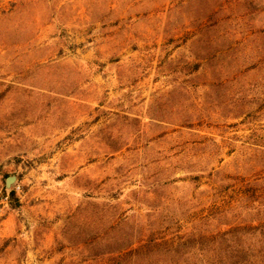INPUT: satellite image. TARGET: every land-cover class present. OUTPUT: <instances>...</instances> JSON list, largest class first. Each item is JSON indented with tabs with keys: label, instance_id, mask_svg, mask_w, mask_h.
<instances>
[{
	"label": "rangeland",
	"instance_id": "rangeland-1",
	"mask_svg": "<svg viewBox=\"0 0 264 264\" xmlns=\"http://www.w3.org/2000/svg\"><path fill=\"white\" fill-rule=\"evenodd\" d=\"M116 252L264 264V0H0V264Z\"/></svg>",
	"mask_w": 264,
	"mask_h": 264
},
{
	"label": "water",
	"instance_id": "water-1",
	"mask_svg": "<svg viewBox=\"0 0 264 264\" xmlns=\"http://www.w3.org/2000/svg\"><path fill=\"white\" fill-rule=\"evenodd\" d=\"M15 181H16V178L14 176H11V177L6 178L5 188L7 190H9L13 186V184L15 183Z\"/></svg>",
	"mask_w": 264,
	"mask_h": 264
},
{
	"label": "trees",
	"instance_id": "trees-1",
	"mask_svg": "<svg viewBox=\"0 0 264 264\" xmlns=\"http://www.w3.org/2000/svg\"><path fill=\"white\" fill-rule=\"evenodd\" d=\"M10 195H11V197H13L14 196V194L11 192L10 193ZM108 253H111V250H110V252H108ZM122 252H116V254H114V255H118V256H115V260L114 261H116V260H122V255L123 254H121ZM101 255H104V254H101ZM124 262V260H122L121 262H118V264H127V263H123Z\"/></svg>",
	"mask_w": 264,
	"mask_h": 264
},
{
	"label": "built area",
	"instance_id": "built-area-1",
	"mask_svg": "<svg viewBox=\"0 0 264 264\" xmlns=\"http://www.w3.org/2000/svg\"><path fill=\"white\" fill-rule=\"evenodd\" d=\"M19 187H16V190H18ZM8 197L6 196L5 199H7Z\"/></svg>",
	"mask_w": 264,
	"mask_h": 264
}]
</instances>
